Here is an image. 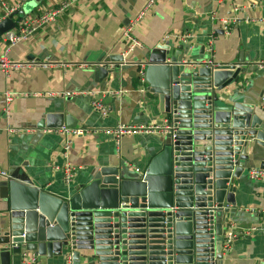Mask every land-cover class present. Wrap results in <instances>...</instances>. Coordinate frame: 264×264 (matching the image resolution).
Segmentation results:
<instances>
[{"label":"crops","instance_id":"1","mask_svg":"<svg viewBox=\"0 0 264 264\" xmlns=\"http://www.w3.org/2000/svg\"><path fill=\"white\" fill-rule=\"evenodd\" d=\"M27 1L5 0L7 6H17L16 10ZM60 1L42 0L28 14L36 13L37 8H51ZM146 2L77 0L54 21L10 47L0 36V57L7 51V60L18 65L7 74L0 68V172L27 178L42 189L68 197L76 187L89 183L95 167L121 162L130 170L143 171L160 151L162 130L123 135L118 143L99 131L120 123H165L157 102L150 100L137 63L149 49L163 43L166 34L167 42L182 45L183 50L188 46L187 57L183 50L179 52L185 58L237 64L241 60L238 80L226 90L257 106L264 118V69L256 64L264 59V23L240 21L225 31L216 19L229 16L233 5L242 8V15L264 17V0H157L143 11ZM2 10L0 5V20L4 18ZM22 17L17 15L16 22ZM130 23L131 35L140 45L126 52L128 41L122 36V29ZM121 52H125L129 63L99 79L93 62L103 53ZM90 91L102 95L105 116L92 108V97L87 94ZM5 92L15 93L7 114ZM64 111L76 122L71 128L85 131L72 136L67 149L64 136L39 133L36 128L46 113ZM257 148L260 152L244 162L243 171L233 181L235 204L229 205L223 223L231 225L234 238L227 250L222 249V264H264V181L248 175L252 168L264 170V148ZM65 167L74 169L68 183L63 179ZM5 182L6 177L0 175V220L8 208ZM12 264H21L20 257ZM38 264L87 263L65 256L38 257Z\"/></svg>","mask_w":264,"mask_h":264},{"label":"water","instance_id":"2","mask_svg":"<svg viewBox=\"0 0 264 264\" xmlns=\"http://www.w3.org/2000/svg\"><path fill=\"white\" fill-rule=\"evenodd\" d=\"M41 2L28 0L2 18L0 36ZM182 50L159 43L137 63L150 100L166 118L160 151L143 171L121 162L95 167L89 183L68 197L6 177L1 264H12L23 251L87 264H222L233 181L260 152L257 146L264 148V118L226 90L237 82L241 60L210 64L185 58L188 46L185 57ZM128 63L121 53H103L93 65L103 79ZM75 124L65 111L51 112L36 128Z\"/></svg>","mask_w":264,"mask_h":264},{"label":"built area","instance_id":"3","mask_svg":"<svg viewBox=\"0 0 264 264\" xmlns=\"http://www.w3.org/2000/svg\"><path fill=\"white\" fill-rule=\"evenodd\" d=\"M77 0H62L57 5L51 7V8H37V12L34 14H28L26 17H23L18 22H16V26L14 29H11L7 32H5L2 37L3 40L7 42V46L10 47L19 41L26 39L28 36L33 34L35 31H37L40 27L43 25L54 21V19L58 16L59 13L63 12L64 10L71 7V5ZM157 0H147L146 5L143 9V11H146L148 8H150ZM0 5L2 7V12L4 14V17L9 16L12 14L17 6L15 7H9L7 6L5 0H0ZM241 7L239 5H233L232 6V12L229 16L224 18H216L217 21L220 23L221 27L227 31L230 29L232 24H236L240 21H257V22H263L264 23V17H258V18H250L247 15H242L239 13L241 11ZM142 13H140L141 15ZM139 15V16H140ZM213 18L214 15H212ZM132 25L131 23L124 26L122 29V36L128 41L126 49V52H129L134 47L139 46L140 43L137 41L132 35ZM169 37V34L164 35L162 38V41L165 42ZM7 47V48H8ZM8 50V49H7ZM208 51L211 52V44L208 45ZM123 56V60L125 61V52H121ZM7 51L3 54V56L0 57V68L7 74L9 69H15L18 67V65L15 63L10 62L6 58ZM208 63L212 64L213 61L211 59L207 60ZM258 68L264 69V59L256 63ZM42 67H45L43 65ZM140 74L142 76V71H140ZM15 93H4V100H5V107L4 112L7 114L8 111V104L10 101H12L13 96ZM74 93H65L66 96L73 95ZM87 94H90L92 97L91 105L94 111L99 113L101 116H105L107 114V109L102 103L101 97L102 95H99L98 92L90 91ZM261 104L264 105V97L261 99ZM165 128V123L163 124H151L147 126H136L131 124H117L114 128L108 129V130H101L99 131L103 135L112 136L114 140L118 143L120 137L123 135H134V134H143V133H151L156 130H163ZM9 131H13L12 128H8ZM43 133H52V134H60L64 136V147L67 149L69 146V143L71 142V137L82 134L85 132L83 129L78 128H70L67 126H61L58 128H46L42 130ZM98 132V131H94ZM73 168L71 167H65L63 169V179L66 183H68L73 176ZM137 170V169H136ZM138 171V170H137ZM0 175L3 177H8L9 175L5 172L1 171ZM248 175L251 179L254 180H261L264 181V170L258 169V168H252L248 171ZM231 225H225L224 230V244L223 248L225 250L228 249L229 245L232 243L234 234L232 233L230 229ZM70 258V256H68ZM21 264H38V255L34 252H28L23 251L20 254ZM71 259V258H70ZM72 260V259H71Z\"/></svg>","mask_w":264,"mask_h":264},{"label":"trees","instance_id":"4","mask_svg":"<svg viewBox=\"0 0 264 264\" xmlns=\"http://www.w3.org/2000/svg\"><path fill=\"white\" fill-rule=\"evenodd\" d=\"M140 80V79H139Z\"/></svg>","mask_w":264,"mask_h":264}]
</instances>
